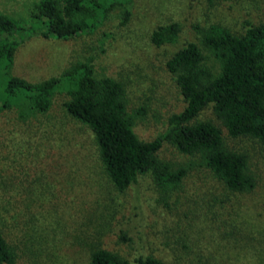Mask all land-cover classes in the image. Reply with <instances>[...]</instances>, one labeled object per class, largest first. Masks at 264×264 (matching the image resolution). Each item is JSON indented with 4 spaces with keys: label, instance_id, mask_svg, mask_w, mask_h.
Listing matches in <instances>:
<instances>
[{
    "label": "rangeland",
    "instance_id": "1",
    "mask_svg": "<svg viewBox=\"0 0 264 264\" xmlns=\"http://www.w3.org/2000/svg\"><path fill=\"white\" fill-rule=\"evenodd\" d=\"M38 1L0 0V12L30 22ZM171 22L181 26L177 40L153 44L151 32ZM262 22L264 0L115 1L91 33L26 38L9 69L0 63V103L9 76L38 83L90 60L97 76L123 83L133 131L151 140L186 105L166 60L194 41L217 72L219 62L202 42L211 26L239 35ZM68 98L59 89L45 112L22 98L0 112V233L14 264H89L99 248L165 264H264V149L257 139L229 136L208 105L198 120L212 121L229 148L247 155L251 190L226 189L197 158L164 141L157 156L172 169L186 168L180 184L163 192L145 174L120 192L107 180L90 127L65 111Z\"/></svg>",
    "mask_w": 264,
    "mask_h": 264
},
{
    "label": "trees",
    "instance_id": "2",
    "mask_svg": "<svg viewBox=\"0 0 264 264\" xmlns=\"http://www.w3.org/2000/svg\"><path fill=\"white\" fill-rule=\"evenodd\" d=\"M115 1L131 0H39L30 22L0 12V63L9 69L15 49L29 36L66 40L93 32L105 9ZM180 28L178 22L160 25L151 32V42L156 46L174 43ZM202 42L218 60L219 69L214 72L205 65L204 55L194 41L187 42L166 60V69L179 86L186 105L172 114L167 129L151 140L140 139L133 131L123 83L113 77L97 76L90 60L77 61L60 75L38 83L7 77V99L0 103V112L16 98H22L30 110L45 112L51 107L55 92L64 89L69 98L63 107L68 115L92 130L104 172L114 189L125 191L145 174H151L163 192L176 188L186 168L172 169L157 156L163 142L169 141L180 152L197 158L226 189L249 191L254 179L247 155L229 148L221 129L210 120H198V116L212 105L229 136H250L264 149V22L247 25L239 35L213 25ZM15 140L19 143L22 138ZM14 259L10 245L0 233V264H14ZM89 264L165 262L153 255L129 259L99 248L90 252Z\"/></svg>",
    "mask_w": 264,
    "mask_h": 264
}]
</instances>
